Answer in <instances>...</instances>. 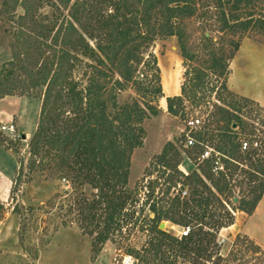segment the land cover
I'll return each instance as SVG.
<instances>
[{
  "label": "trees",
  "instance_id": "obj_1",
  "mask_svg": "<svg viewBox=\"0 0 264 264\" xmlns=\"http://www.w3.org/2000/svg\"><path fill=\"white\" fill-rule=\"evenodd\" d=\"M46 5L53 11L39 12ZM18 8L23 13L18 31H12V58L0 64V99L37 96L42 104L17 183L36 172L69 180L77 192L74 218L98 250L107 241L121 246L138 232L143 242L128 250L134 264L210 259L219 231L235 223V212L251 215L264 194V139L242 116L256 102L228 87L242 40L259 35L264 41V0H0V13ZM195 17L200 18L197 39L185 23ZM172 36L184 71L180 94L166 97L168 114L187 121L189 107L212 104L214 111L190 132L191 146H186L187 127L131 188V159L143 145L144 122L159 114L157 102L165 97L157 57L146 52L155 40ZM78 55L95 62L86 81L73 77ZM129 83L139 98L120 102ZM7 137L0 128V147ZM208 147L220 154L224 171H214V155L200 158ZM185 156L197 164L188 173L180 168ZM165 220L190 226L189 235L160 229Z\"/></svg>",
  "mask_w": 264,
  "mask_h": 264
},
{
  "label": "rangeland",
  "instance_id": "obj_2",
  "mask_svg": "<svg viewBox=\"0 0 264 264\" xmlns=\"http://www.w3.org/2000/svg\"><path fill=\"white\" fill-rule=\"evenodd\" d=\"M210 10L213 11V8ZM52 11L53 8L49 5L39 10L44 14ZM21 13V8L10 14L0 13V64L12 58L11 46L15 42L12 31H18L20 21L17 17ZM62 18L63 15H58V25ZM199 20L200 18L195 17L185 21L194 39L199 37ZM209 22L214 23V17ZM258 36L254 35L252 39L260 43ZM90 43L94 46L96 42L90 40ZM262 43L264 46V41ZM256 45L260 49L251 53L238 50L230 64L228 87L239 95L250 96L248 98L261 96L262 100L259 101L251 98L256 103L244 108L242 116L255 126L257 136L264 139V48L257 43ZM148 53L157 57L165 97L157 102L159 114H149L144 122L146 136L143 145L134 150L131 159V188L142 181L150 161L161 152L163 146L187 130V121L169 115L166 105V97L172 93L170 81L167 80V68L172 67L181 74L179 84L183 81L184 68L176 37L155 40L147 49L146 54ZM78 57V66L73 77L86 81L85 73L90 69V64L95 62L81 55ZM140 71H143L142 67ZM138 98L139 95L130 83L125 84V88L119 93L120 102ZM212 101L218 104L214 96ZM41 104L42 99L37 96L13 95L0 99V128L13 126L12 131L2 130L8 137L5 146L0 147V203L3 205V210L0 211V264H122V258L128 255V250L141 245L143 235L136 232L121 246L107 241L98 250V247L93 246V237L84 232L74 218V198L77 192L72 189L69 180L36 172L30 181L17 183L19 161L29 156L30 142L39 121ZM188 111V119L198 116L205 120L207 114L214 111V107L212 104L208 107H189ZM20 134L22 137L18 140ZM246 136L243 135V139ZM196 167L197 164L185 156L180 168H185L188 173ZM27 171L26 168L24 172ZM239 189L240 187H236V192ZM85 191L90 193L87 189ZM61 207L60 215L58 212ZM239 213H234L235 223L232 226L219 231L216 246L210 250L212 257L203 259V264H264V194L251 215ZM62 221L67 225L61 226ZM165 223L168 227L164 230L179 236L182 226L173 227L166 220ZM221 237L226 239L224 243H219ZM250 243L253 245L250 246ZM255 245L259 246L261 252H256ZM233 252L237 258H234Z\"/></svg>",
  "mask_w": 264,
  "mask_h": 264
},
{
  "label": "built area",
  "instance_id": "obj_3",
  "mask_svg": "<svg viewBox=\"0 0 264 264\" xmlns=\"http://www.w3.org/2000/svg\"><path fill=\"white\" fill-rule=\"evenodd\" d=\"M202 119L199 118L198 116H194L191 117L190 119L187 120V127L189 128V131L187 133V143L186 146H191L194 142L193 137L190 135V132L196 128H198V126L201 124ZM1 129L4 131L6 129L8 130H13V126H2ZM248 147V143L246 141L243 142V146L242 149H246ZM214 153V154H213ZM214 155L217 160L215 161V167H214V171H224V166L220 161V154L218 152H215L212 148L208 147L206 148V150L203 152V154L201 155V159H205L208 158L210 156ZM186 194V191H183V195ZM191 231L190 226H182V230L179 232V237H185L188 236L189 233ZM220 241L219 243H224L225 242V238L221 237L219 238ZM122 264H134V258L130 255H124L122 258Z\"/></svg>",
  "mask_w": 264,
  "mask_h": 264
},
{
  "label": "crops",
  "instance_id": "obj_4",
  "mask_svg": "<svg viewBox=\"0 0 264 264\" xmlns=\"http://www.w3.org/2000/svg\"><path fill=\"white\" fill-rule=\"evenodd\" d=\"M257 44L261 45L263 48V43L260 42L258 43L257 41H255L254 39L252 38H249V37H245L242 42H241V45H240V51H243L245 50V52H248V53H251L252 51H256L258 49H260V46L258 47ZM166 74H167V80L170 81V90L172 91V93L169 95V96H173V95H179L180 94V88H181V84H179L180 80H179V77L181 76V74L179 72H177L174 68L172 67H169L167 68L166 70ZM241 94V93H240ZM244 95V94H242ZM246 97H250V96H247V95H244ZM251 98H254V99H257L256 101H259V100H262L261 99V96H255V97H251ZM185 173L186 170L185 168H181ZM240 215L241 214H244L243 212H240L239 213ZM247 215V214H245ZM170 222V221H169ZM170 224L173 225V227L175 226V224L171 223ZM168 227V224L165 223V229ZM251 238V237H250ZM253 239V238H252ZM262 245V244H260ZM4 253V252H3ZM0 254L2 255V252L0 251ZM0 262H1V259H0Z\"/></svg>",
  "mask_w": 264,
  "mask_h": 264
},
{
  "label": "water",
  "instance_id": "obj_5",
  "mask_svg": "<svg viewBox=\"0 0 264 264\" xmlns=\"http://www.w3.org/2000/svg\"><path fill=\"white\" fill-rule=\"evenodd\" d=\"M234 201H237V198H234ZM159 228L164 230L165 229V221H162L159 225Z\"/></svg>",
  "mask_w": 264,
  "mask_h": 264
}]
</instances>
